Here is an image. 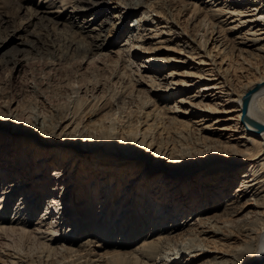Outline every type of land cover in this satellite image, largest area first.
I'll return each instance as SVG.
<instances>
[{"label":"bare ground","instance_id":"1","mask_svg":"<svg viewBox=\"0 0 264 264\" xmlns=\"http://www.w3.org/2000/svg\"><path fill=\"white\" fill-rule=\"evenodd\" d=\"M246 1L241 7L230 0L225 9L223 0H84L64 16L57 8L37 11L76 26L83 38L78 47L88 52L101 51L126 31V48L117 53L127 65L135 63L134 54L151 55L138 64L145 74L137 82L148 85L149 99L135 120L101 114L104 106L79 87L67 91L60 105L55 99L43 105L45 93L35 90L30 100L20 101L16 117L0 104V121L15 132L11 139L31 146V165L69 157L73 175L67 179L81 187L79 201L88 194L87 207L95 209L93 227L78 242L76 233L91 216L86 213L77 224L64 219L62 193L52 205L45 201L31 231L46 246L60 243L49 252L63 259L47 258L50 264H264V44L256 53L245 40L260 35L253 40L264 41V0ZM141 8L146 10L123 29L125 19ZM103 11L107 15L94 24ZM149 11L157 17L144 16ZM247 16L256 30L232 38L235 30L242 33ZM139 38L144 47H135ZM36 102H42V117H52L40 133L41 116L31 111ZM90 158L96 174L86 171ZM60 165L56 162V174L65 178L68 168ZM121 168L126 174H119ZM6 185L0 188V230L31 232L39 200L22 193L8 217L16 186ZM54 189L50 197L56 198ZM55 214L73 229L60 235Z\"/></svg>","mask_w":264,"mask_h":264},{"label":"rangeland","instance_id":"2","mask_svg":"<svg viewBox=\"0 0 264 264\" xmlns=\"http://www.w3.org/2000/svg\"><path fill=\"white\" fill-rule=\"evenodd\" d=\"M87 1L98 2V0ZM237 1L233 0L232 3H241V5L239 4L241 7H244L248 3L246 0ZM220 2L222 0H216V3ZM229 3L230 0H223V4L220 6L224 8L229 7ZM84 4H86L84 0H0V104L4 106V110L7 113L9 112L11 117H16V109L20 101L30 100L32 92L35 90H40L39 94H42V91L43 94L45 93V103L43 105L46 102L47 104H51L53 99L56 101L55 104L60 105L64 101V95L66 96V93L74 91L78 87L88 90L96 97L99 105L104 106L101 114L115 112L114 119L126 116V119L135 120L141 117L147 110L145 105L149 99V94L147 93L148 85L137 82L139 80L138 77L145 74L138 64H141L143 60H145L146 64L151 55L139 53L136 56L134 54L133 60L135 63L133 65L128 64V66L125 63V56L123 55V58H125L123 60L119 57L120 54L117 53L118 49L122 50L126 48V45H124L126 39V33L124 32L126 31H123L117 39H114L115 37L112 38L108 46L99 52H88L84 48H79V43L83 40L80 30L76 26H64L62 24L63 19L61 18L65 14H69V10ZM55 8L60 12V15H63L61 18H54L51 13L46 15H38L37 13V11L43 9L46 12L56 11ZM145 10V8H141L135 14L126 18L122 25L123 29L128 28L130 20L134 16L138 15V13H143ZM156 14L155 11H149L146 14L144 13V16L154 18L157 17ZM106 15L107 13L103 11L95 18L93 23H97L100 18ZM178 17L181 18V14ZM186 17H182L181 27H186ZM235 18H231L230 21L235 20ZM250 18L251 16H247L242 19V21H247V23L240 26V32L242 33L235 30L233 35H231L232 38L235 37L241 40L240 37L244 36L247 30L250 31L249 33H253L256 30L254 27L257 24L248 22ZM248 23L249 26L247 27ZM81 25L86 26V28L89 27V24ZM93 25L91 24V26ZM145 26L149 27L150 25L146 24ZM218 36L219 34L215 37L219 38ZM258 38L260 39L261 36L247 35L245 39L249 40V45H251V48L256 53L259 52L258 49L264 44L263 40L259 42L253 40ZM86 41L90 42L91 40L88 38ZM140 41L142 40L139 38L135 47H144L141 46L142 42ZM134 51L136 52L137 49L134 48ZM130 71L132 72L130 73ZM167 72L168 70L166 69L161 74L164 76ZM44 90L46 91L44 92ZM73 94L76 95V93ZM56 95H61L63 99ZM152 97L156 99L154 95ZM13 98L16 100L12 101ZM60 100L61 102H59ZM33 104L32 113L35 117L36 115L41 116L39 121L37 119L38 125L36 128V131L40 133L50 125L49 122L52 121V117L49 115L48 117L44 115L46 116L45 118L42 117L43 114H40V106L38 107L42 102ZM172 104L173 101L171 100L169 105ZM44 121H46V124ZM6 122L0 121V188L4 183L8 185L13 182L14 187L16 186L15 192L13 191L10 196L11 200L8 201L9 209L11 210L9 214L7 213V216H12V210L17 205L18 198L24 197L22 193H27L26 196H34L35 199L39 200V203L37 204L36 213L31 220L33 225L28 226L31 231L35 228L34 224L40 220L45 212V201H48L49 205H52L51 200L57 202L60 199L61 193L62 195L65 194L61 200L62 205H60L63 209L62 211L65 213L64 219H67V216L71 217L77 224L78 222H82L81 218L86 213L91 216V219L87 221L85 226H81L80 230L76 233L77 241L80 242L89 234V229L93 227L92 223L96 213L94 212V208L88 209L87 207L89 203L88 194H84L80 202L79 198L82 196V189L74 183L75 181L69 180V176L72 178L73 175L71 159L67 156L64 158L60 156L55 158L48 157L53 159L50 160V164L34 167V165H31V158L35 156L31 153V149H29L31 146H26L28 142L25 141L20 143L12 140L11 138L15 137V132ZM29 136L28 141L31 140L32 134H29ZM8 152H14L17 156L9 157ZM46 155L49 156L50 151L47 150ZM56 162L61 164V167L66 166L68 168L65 170V178H69L67 181H63L65 179L63 176H57L56 172L60 167L58 169L55 166ZM90 162H92V158L89 159V167H87L86 171L96 174V169L95 167H90ZM125 169L121 168L119 174H126ZM63 187H71V190L63 191ZM54 188H58L55 191L56 198L50 197V194L55 190ZM32 204H34V201ZM50 216L49 214L46 215V217ZM53 216L62 225L60 235L63 233L62 229H73L72 224L66 223L65 225V221L62 220L60 215H58L59 217L57 214ZM50 221L48 218L44 223ZM138 241L140 242L141 238ZM45 243L47 242L39 239L33 231L23 234L19 230H0V264H11L10 260H13L15 264H50L54 261H61L63 259L62 253L60 258V254H57L59 252L52 250V248L60 245V243L55 242L50 244L52 246L49 244L46 246ZM50 247H52V252H49ZM49 253L53 255L51 254V256L47 257ZM54 257L56 258L55 260ZM47 258H51L54 261ZM46 260L48 261L46 262Z\"/></svg>","mask_w":264,"mask_h":264}]
</instances>
